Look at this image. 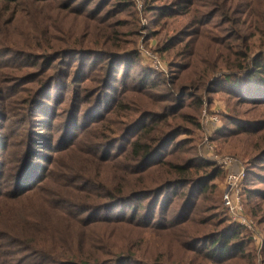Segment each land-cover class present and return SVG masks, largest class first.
<instances>
[{
  "label": "rangeland",
  "instance_id": "obj_1",
  "mask_svg": "<svg viewBox=\"0 0 264 264\" xmlns=\"http://www.w3.org/2000/svg\"><path fill=\"white\" fill-rule=\"evenodd\" d=\"M259 57L264 0H0V264H40L30 231L60 212L82 264H264V102L236 72ZM34 151L41 180L23 192ZM241 169L253 230L223 201ZM165 183L161 213L131 196ZM220 237L231 248L213 254Z\"/></svg>",
  "mask_w": 264,
  "mask_h": 264
},
{
  "label": "trees",
  "instance_id": "obj_2",
  "mask_svg": "<svg viewBox=\"0 0 264 264\" xmlns=\"http://www.w3.org/2000/svg\"><path fill=\"white\" fill-rule=\"evenodd\" d=\"M75 50V49H74ZM69 55H75L76 57H79L80 55H91V52H68ZM88 62V61H87ZM87 62H85V67L87 66ZM80 63V62H79ZM236 72L239 74H247V81L250 79H254L255 81V87L259 89L261 92L260 95H257L255 98L250 97L248 100L254 99L258 102H264V60L261 59V57L254 59L252 62L250 59H248L245 63L241 64L238 66L236 69ZM249 93V92H248ZM248 93H246L248 95ZM246 94L245 97H246ZM253 100V101H254ZM154 118H151L150 121H154ZM134 145L137 147V141L134 143ZM136 153L138 154L140 158V168H142L146 172L150 168V165L153 164H148L147 161L156 153L152 151V148L149 145H141L140 149L137 150L135 149ZM30 152V151H28ZM141 152V156H140ZM33 159H30L28 162V165H26L25 169L23 172L21 171L17 175V181H16V187L18 189L22 188L24 191H31L33 190L32 188L41 180L40 177V172H41V165L39 162L40 158V153L38 151L32 152ZM144 163V165L142 164ZM154 165V164H153ZM42 168V167H41ZM190 168V167H189ZM174 171L178 175H186L189 173L188 167H185V165H175L174 166ZM40 177V178H39ZM167 183L160 184L159 186H156L153 189H139L136 191H133L131 196L133 198H141L147 199L148 205H155V207L159 206L160 207V212L163 210V198L166 193V189L172 188L175 185H166ZM161 186V187H160ZM121 191H123V187L121 188ZM125 192H121L119 194H114V193H108V202L109 204H105L102 207H99L100 212L104 208H108L109 206L112 205H120L123 203H126L128 201V197ZM242 196L244 198L245 196V191L242 192ZM151 202V203H150ZM133 212L131 213L134 215V218L139 215L140 210H144L145 212H148L149 218H152L151 221H153L156 218V211L152 209V211H148V207H146L145 204L143 203H138ZM83 206V205H82ZM80 207V205H79ZM78 207V208H79ZM85 208V207H84ZM111 208V207H110ZM88 210V209H87ZM56 222L53 223L51 222L50 224L47 222L48 228L46 231H43V233H38L36 232L33 228L30 231V235H35L36 236V241L35 244L32 242L31 244V252H33V255H35L37 260H43L40 264H50V263H62V264H82L80 263L82 259V255L78 254L73 248H62L66 247L70 244H72L74 241L71 238L65 237L64 235H72L76 226L68 222L63 218L62 213L60 212L59 215L57 216ZM110 219L113 224L116 225H125L127 223V218L125 215H122V213H117L116 216L111 217ZM73 222H76L77 220H72ZM100 220L99 222H101ZM61 226V230L59 227ZM152 223H149L148 228L152 227ZM37 235H48L50 237L49 239H41ZM58 235H61V239H59ZM57 237V238H56ZM226 240L222 239V237L218 238L216 241L212 242L211 245V251L213 250V254H217L215 250H219L218 254L225 253L228 251H225L226 249L230 250L231 247L228 248V246L232 243V239L225 238ZM224 251V252H222ZM127 260L126 258H121L119 259V263ZM97 264H102L101 261H97ZM118 263V264H119ZM84 264H91V263H84ZM107 264V263H103Z\"/></svg>",
  "mask_w": 264,
  "mask_h": 264
},
{
  "label": "built area",
  "instance_id": "obj_3",
  "mask_svg": "<svg viewBox=\"0 0 264 264\" xmlns=\"http://www.w3.org/2000/svg\"><path fill=\"white\" fill-rule=\"evenodd\" d=\"M244 174L243 169L238 173L229 174L225 183L223 201L235 221L253 230L254 223L246 217L241 200V185Z\"/></svg>",
  "mask_w": 264,
  "mask_h": 264
}]
</instances>
